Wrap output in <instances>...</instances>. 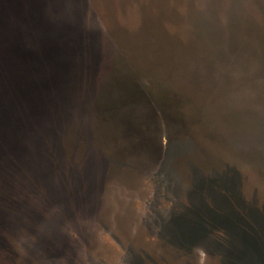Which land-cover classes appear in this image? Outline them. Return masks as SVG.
<instances>
[{"label": "rangeland", "instance_id": "1", "mask_svg": "<svg viewBox=\"0 0 264 264\" xmlns=\"http://www.w3.org/2000/svg\"><path fill=\"white\" fill-rule=\"evenodd\" d=\"M93 2L81 24L110 45L113 72L90 108L114 113L88 137L69 127L61 168L34 172L33 208L0 236V264H264V0ZM146 11L170 30L159 44L126 35ZM128 80L153 98L181 94L198 143L171 144L167 110ZM130 119L141 138L124 135ZM96 153H112L108 165L85 171Z\"/></svg>", "mask_w": 264, "mask_h": 264}, {"label": "trees", "instance_id": "2", "mask_svg": "<svg viewBox=\"0 0 264 264\" xmlns=\"http://www.w3.org/2000/svg\"><path fill=\"white\" fill-rule=\"evenodd\" d=\"M20 1L0 0V24L4 20L3 27L0 26L1 237L5 232H11L16 226L13 224L27 217L28 210L33 208L34 200L29 198L28 192H32L34 172L42 170L40 176L43 180L50 169L61 168L58 144L68 128L73 126L76 129L79 124V134L88 137L94 132V120L104 118L103 114L114 113L106 106L95 111L90 108L92 101L102 96L103 87L111 83L113 61L108 54L110 45L104 44L96 32L81 24V16L86 11L85 0H30L24 5L25 9ZM92 1L101 9L100 0ZM47 6L53 10L50 14ZM144 13L145 17L142 15L138 20L137 31L126 35L131 38L139 34L144 43L152 39L159 44L166 33L159 34L158 31L170 30L152 27L158 17L153 20V12ZM157 15L161 21L166 19L161 12ZM108 30L107 37L118 41L120 32ZM121 79L120 76L112 81L113 86ZM128 84H133L140 96L150 98V106L158 105L167 110L165 116L170 130L166 138L171 144L185 147L192 142L198 143L203 131H197L198 125L188 129V120L178 99L181 94L176 93V98L168 100L165 90L153 98L135 81L128 80ZM131 95L132 90L128 92L126 103ZM171 107L175 109L169 110ZM151 114L155 122L158 111H151ZM127 122L124 135L141 138L143 130L138 129L131 119ZM260 135L264 136V133L260 132ZM140 146L145 147L143 142ZM110 154L98 156L96 153L97 158L86 162L85 171L106 167Z\"/></svg>", "mask_w": 264, "mask_h": 264}]
</instances>
